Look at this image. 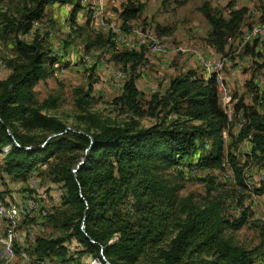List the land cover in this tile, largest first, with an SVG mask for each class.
<instances>
[{"label":"trees","instance_id":"16d2710c","mask_svg":"<svg viewBox=\"0 0 264 264\" xmlns=\"http://www.w3.org/2000/svg\"><path fill=\"white\" fill-rule=\"evenodd\" d=\"M81 2L34 0L33 5L22 9L17 21L0 11V27L4 25L16 33L17 51L6 60L10 74L0 80V154L7 148L2 156L0 179L22 178L38 166L47 167L70 211L59 222L66 233L56 238L36 237L35 247L28 252L68 264H87L91 258L102 256L111 264H251L260 245L245 248L225 233L238 230L249 221L251 209L243 205V197L237 202L241 207L239 216L230 218L222 214L220 199L213 197L196 203L191 195H180L178 185L170 183L164 174L168 167L194 154L198 156L197 167L222 166L223 132L228 129L229 120L219 103L214 75L203 77L197 69H188L175 75L164 90L145 98L136 86L134 73L144 51L115 52L112 58L116 62L130 63L132 68L115 103L136 116L144 115L141 108L147 102L149 114L162 113L161 122L144 127L134 118L117 124L90 111L87 105L92 85L77 99L82 111L77 114L78 124L74 127L43 112L54 106L55 98L42 103L34 100V85L57 56L51 55V49L42 43L37 29L29 40L17 35L28 33L33 23L44 16L48 4L72 5L73 19ZM87 6L93 14L90 4ZM141 10L142 5L128 3L120 16L128 21ZM198 10L210 26L207 44L224 54L227 40L239 31L248 8H230L227 18L209 1H204ZM253 99L264 102V94H256ZM235 110H242L248 120L252 156L263 155L264 115L244 103L236 105ZM172 113L185 119L166 123ZM188 121L199 123L187 124ZM227 156L236 182L245 186L243 165L233 155ZM253 191L264 194V181ZM1 192L0 197L5 198ZM76 253L87 257L78 261Z\"/></svg>","mask_w":264,"mask_h":264},{"label":"rangeland","instance_id":"374dc122","mask_svg":"<svg viewBox=\"0 0 264 264\" xmlns=\"http://www.w3.org/2000/svg\"><path fill=\"white\" fill-rule=\"evenodd\" d=\"M204 1H209L212 8L226 18L230 8H248L239 31L227 40L224 54L207 47L210 26L198 10ZM81 3L82 7L73 18L75 22L70 19L72 5L48 4L44 16L33 23L32 29L17 35L29 40L37 29L42 43L51 49V55L57 56L34 85V100L42 103L45 99L55 98L54 106L43 112L56 115L68 127H74L78 124L77 114L82 111L76 104L77 99L92 85L87 105L90 111L117 124L134 118L144 127L161 122L162 113L149 114L147 102L141 108L144 115L136 116L122 104L115 103L114 98L120 94L124 80L132 70L130 63L123 64L112 58L115 52L125 49L144 51L134 73L136 86L145 98L157 90H164L175 75L188 69H197L203 77L214 75L219 103L229 120L228 129L223 132L225 156L222 166L197 167L198 156L194 154L168 167L164 174L170 183L178 185L180 195H191L196 203L213 197L220 199L222 214L230 218L239 216L241 207L237 202L242 196L243 205L251 209L249 221L240 229L225 233L245 248L260 245L251 264H264V194L253 191L260 181H264V154L252 156L248 120L242 110H235L236 105L244 103L264 115V102L253 99L256 94H264V41L252 35L251 30L245 36L250 27L264 24V0H82ZM128 3L142 5V10L136 17L123 21L120 12ZM33 4L34 0H0V11L17 21L22 9ZM87 4L93 14L89 13ZM3 26L0 27V80L11 72L6 60L17 54L16 33ZM123 40L132 46H126ZM213 58H217V74ZM184 119V116L172 113L165 122H182ZM244 133L246 135L242 137ZM6 151L7 148H3L0 154V165ZM227 154L243 165L245 186L236 182ZM0 190L5 196L0 197V264L62 262L28 252L35 247L36 237L56 238L66 233L59 222L70 211L63 204L61 191L51 181L47 167L38 166L22 178L0 179ZM23 219L22 229L19 225ZM67 243L68 240L64 244ZM86 257L85 253L75 254L78 261ZM87 264L107 263L102 256L91 258Z\"/></svg>","mask_w":264,"mask_h":264},{"label":"built area","instance_id":"2783aa9c","mask_svg":"<svg viewBox=\"0 0 264 264\" xmlns=\"http://www.w3.org/2000/svg\"><path fill=\"white\" fill-rule=\"evenodd\" d=\"M257 32L259 33V37H264V24L261 25V28ZM249 34H250V28H249V30H247L245 36H247ZM123 43L126 44L127 46H132L131 43H126L124 40H123ZM149 44L154 45L153 43H149ZM213 61L215 63V74H217L216 58H213ZM7 256H8V252H7Z\"/></svg>","mask_w":264,"mask_h":264},{"label":"bare ground","instance_id":"6f19581e","mask_svg":"<svg viewBox=\"0 0 264 264\" xmlns=\"http://www.w3.org/2000/svg\"><path fill=\"white\" fill-rule=\"evenodd\" d=\"M264 22V21H263ZM263 25V24H262ZM261 28V26L260 27H255V28H253L252 30H251V34L252 35H255L259 40H261V41H264V37H259V33L257 32L259 29ZM248 36V35H247ZM126 45V44H125ZM152 45V44H151ZM127 46V45H126ZM161 49V48H160ZM157 50V49H156ZM216 65H217V58H216ZM209 68H210V65H209ZM5 205V204H4ZM8 233V232H7ZM3 236V235H2ZM6 238V237H5ZM10 238V237H9ZM7 239V238H6ZM9 241V240H8ZM5 242V241H4ZM7 246V245H6ZM106 263L107 264H109L108 263V261H107V259H106Z\"/></svg>","mask_w":264,"mask_h":264},{"label":"crops","instance_id":"0c3cea01","mask_svg":"<svg viewBox=\"0 0 264 264\" xmlns=\"http://www.w3.org/2000/svg\"><path fill=\"white\" fill-rule=\"evenodd\" d=\"M207 47H209V50L210 51H214L209 45H207ZM199 51H201V50H199ZM215 52V51H214ZM206 65H207V68H209V63H206Z\"/></svg>","mask_w":264,"mask_h":264},{"label":"water","instance_id":"95a60500","mask_svg":"<svg viewBox=\"0 0 264 264\" xmlns=\"http://www.w3.org/2000/svg\"><path fill=\"white\" fill-rule=\"evenodd\" d=\"M108 261V260H107ZM109 264H111L109 261H108Z\"/></svg>","mask_w":264,"mask_h":264}]
</instances>
